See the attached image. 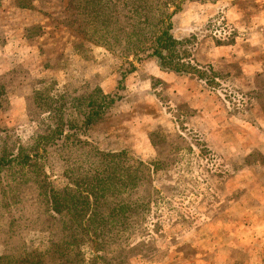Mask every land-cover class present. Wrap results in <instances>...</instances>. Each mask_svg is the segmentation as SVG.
I'll return each mask as SVG.
<instances>
[{
    "label": "rangeland",
    "instance_id": "obj_1",
    "mask_svg": "<svg viewBox=\"0 0 264 264\" xmlns=\"http://www.w3.org/2000/svg\"><path fill=\"white\" fill-rule=\"evenodd\" d=\"M171 1L182 73L110 43L128 9L109 0H0V157L69 123L78 97L113 99L82 149L3 166L0 264H264V0ZM100 152L125 193L53 214L37 169L62 190V161L92 170Z\"/></svg>",
    "mask_w": 264,
    "mask_h": 264
},
{
    "label": "trees",
    "instance_id": "obj_2",
    "mask_svg": "<svg viewBox=\"0 0 264 264\" xmlns=\"http://www.w3.org/2000/svg\"><path fill=\"white\" fill-rule=\"evenodd\" d=\"M99 2L97 3L98 5H100ZM109 2L116 9L114 10L115 15H120L119 9L121 7L124 10L128 9V16L120 15L123 18V24H126V30H128L122 34V40H120L121 35L119 40L113 35L109 40L110 43L116 47L123 42L130 55L137 60L140 58L137 55L140 54L156 59L161 70L165 72H185L183 70L185 65L174 63L173 60L176 57L175 49L179 42L170 34L171 24L167 23L166 16L163 21L160 19L161 12L170 8L168 5L171 4V0H109ZM161 21L162 23L166 22L165 29L158 31L153 36L156 24H160ZM164 52H166L165 55H163ZM123 75L125 77L126 72ZM76 101V108L70 113L71 120L66 119L69 123L65 125L64 119L59 117L56 127L48 129L46 136H39L37 143L33 144L29 149H21L14 157L9 159L7 156H1L0 172L4 170L3 166L6 165H8L6 169L12 171L29 169L36 162H39L42 158H47L48 155L65 145L82 149L85 142L80 137L84 135L93 123L100 121L108 107L113 104V99L108 95H104L97 88L88 95L78 97ZM109 157L111 156L107 153H97L95 159L100 161L104 158L103 161L106 164H98L92 170L82 167L81 164L75 161H62L65 164H63L62 177L64 181L61 182L62 190L51 187L50 180H47L48 175L46 178L44 175L46 173L41 168H38L36 176H38V180H41L44 186L40 187V195L43 196L44 203L48 204L50 211L63 218L64 216H77L85 207H88L91 215L94 216L97 215L96 208L98 206L102 207L108 204H98L105 192L111 197L114 195L112 192H114L115 188L116 196L125 193L124 188L118 191V187H113V181H115L114 171H112V161L109 160ZM2 191L6 193L4 189ZM14 193L15 190L9 189L8 195L11 196L13 201L15 199Z\"/></svg>",
    "mask_w": 264,
    "mask_h": 264
}]
</instances>
